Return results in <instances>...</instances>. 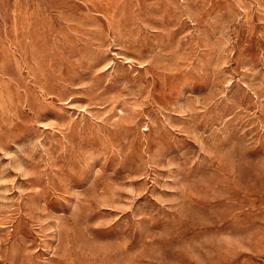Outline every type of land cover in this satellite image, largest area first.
Masks as SVG:
<instances>
[{
	"label": "rangeland",
	"instance_id": "obj_1",
	"mask_svg": "<svg viewBox=\"0 0 264 264\" xmlns=\"http://www.w3.org/2000/svg\"><path fill=\"white\" fill-rule=\"evenodd\" d=\"M0 264H264V0H0Z\"/></svg>",
	"mask_w": 264,
	"mask_h": 264
}]
</instances>
